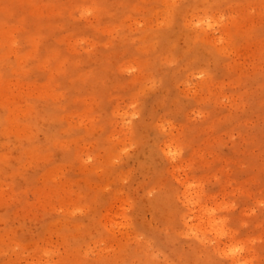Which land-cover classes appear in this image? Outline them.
I'll list each match as a JSON object with an SVG mask.
<instances>
[{
  "label": "rangeland",
  "instance_id": "374dc122",
  "mask_svg": "<svg viewBox=\"0 0 264 264\" xmlns=\"http://www.w3.org/2000/svg\"><path fill=\"white\" fill-rule=\"evenodd\" d=\"M14 103L0 264H264V0H0Z\"/></svg>",
  "mask_w": 264,
  "mask_h": 264
},
{
  "label": "bare ground",
  "instance_id": "6f19581e",
  "mask_svg": "<svg viewBox=\"0 0 264 264\" xmlns=\"http://www.w3.org/2000/svg\"><path fill=\"white\" fill-rule=\"evenodd\" d=\"M13 104V108H10V114L11 117H9L5 124L1 120L0 116V125L3 126V129L5 131L10 130L14 132H27L28 131V126L22 121L21 116H27L32 113V106H24V105H19V104ZM3 139V138H2ZM8 158V157H7ZM6 160V159H5ZM4 186V185H3Z\"/></svg>",
  "mask_w": 264,
  "mask_h": 264
}]
</instances>
